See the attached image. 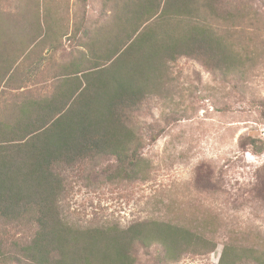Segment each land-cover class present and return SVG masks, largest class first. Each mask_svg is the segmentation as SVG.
Instances as JSON below:
<instances>
[{
    "label": "trees",
    "instance_id": "trees-1",
    "mask_svg": "<svg viewBox=\"0 0 264 264\" xmlns=\"http://www.w3.org/2000/svg\"><path fill=\"white\" fill-rule=\"evenodd\" d=\"M113 1L109 17L102 14L94 29L87 28L85 18L75 27L74 38L82 30L86 50L57 62L51 89L25 95L0 114L1 262L176 264L218 246L214 233L219 219L212 214L186 225L157 215L122 225L101 216L73 219L65 202L80 174L115 181L148 177L145 148L163 129L148 124L144 115L152 116L154 99L168 97L172 66L182 57L234 74L251 66L258 48L237 44L234 33L222 25H236L241 16L262 10L264 0L256 6L248 0L243 9L229 1L226 14L217 7L220 0L106 3ZM40 16L41 42L58 51L57 35L65 34L66 25L55 27L48 14ZM31 51L28 60L35 55ZM242 143L258 155L264 152V143L255 138ZM6 227L23 235L8 236ZM222 243L218 264H264V235L230 233Z\"/></svg>",
    "mask_w": 264,
    "mask_h": 264
},
{
    "label": "rangeland",
    "instance_id": "rangeland-1",
    "mask_svg": "<svg viewBox=\"0 0 264 264\" xmlns=\"http://www.w3.org/2000/svg\"><path fill=\"white\" fill-rule=\"evenodd\" d=\"M229 1L243 9L248 0H220L216 4L224 14L232 7ZM113 5L106 0H0V114L25 95L50 90L57 62L86 50L82 30L74 38L75 27L86 22L94 29ZM47 14L53 26H67H62L63 36L57 35L58 51L40 40L36 16ZM222 28L234 33L237 44L258 48L253 64L234 74L213 71L198 59H179L171 68L168 97L154 99L152 116L144 115L148 124L163 129L145 148L148 177L115 181L80 174L65 202L73 219L101 216L127 225L157 215L186 225L207 213L217 216V248L186 255L176 264H218L228 234L264 235V152L258 155L242 143L248 137L264 143V8ZM31 50L35 55L28 60ZM6 232H17L16 238L22 234L10 227Z\"/></svg>",
    "mask_w": 264,
    "mask_h": 264
}]
</instances>
